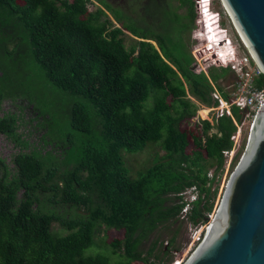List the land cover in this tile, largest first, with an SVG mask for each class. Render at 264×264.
I'll use <instances>...</instances> for the list:
<instances>
[{"label":"trees","instance_id":"1","mask_svg":"<svg viewBox=\"0 0 264 264\" xmlns=\"http://www.w3.org/2000/svg\"><path fill=\"white\" fill-rule=\"evenodd\" d=\"M134 1L0 0V110L4 98L34 102L45 127L42 141L51 145L30 148L20 139L17 115H0V134L18 147L12 173L0 158V264L148 262L154 246L143 254L140 243L159 223L180 221L178 193L191 186L197 198L188 220L195 226L207 221L217 190L212 184L235 125L227 115L200 119L197 131L180 123L195 116L197 103L217 104L209 80L228 99L219 79L229 70L193 71L181 43L173 54L168 38L133 25ZM179 1L186 15L173 10L174 21L186 29L194 21L193 0ZM166 3L146 0L142 9L158 14ZM50 86L57 91L46 92ZM39 93L50 96L37 105ZM231 110L240 122L242 112ZM58 115L69 126L59 161L53 154L58 141L47 138V126ZM150 147L163 154L154 150L149 164L133 175L123 152ZM45 201L82 213L65 217ZM54 222L65 233L53 229ZM101 226L122 229L123 235L108 243L101 239L109 251L90 252ZM176 235L161 245L164 252Z\"/></svg>","mask_w":264,"mask_h":264},{"label":"rangeland","instance_id":"2","mask_svg":"<svg viewBox=\"0 0 264 264\" xmlns=\"http://www.w3.org/2000/svg\"><path fill=\"white\" fill-rule=\"evenodd\" d=\"M145 1L146 0L134 1L133 9L131 12V16L134 18V22H132L133 25L141 29V31L144 34L148 35L151 33L154 34L158 33L168 38L167 45L173 54H175L177 51L174 44L181 43L183 45V51L184 50L188 51L193 58L194 56L192 53L195 48L194 47L195 42L194 39H192L191 37L190 31L194 26V21L192 24H190L189 28L187 26L186 29H183L182 26H180L174 21V16L172 12L174 10L179 15L184 16L186 15V7L179 6L180 4L179 0H167V3L161 7L158 14H154L150 10L143 11L142 5L143 3H145ZM162 1L166 2V0H162ZM209 1H210V9L213 11L220 12L221 23L227 24L225 26H227L228 34L232 36L233 42L235 43L240 42L236 32L234 31V28L232 27V25L229 23V21L226 19L224 15V8L220 0H209ZM93 8L94 7L92 5H89V9H93ZM193 10H194V20H195L198 18L195 0H193ZM182 20L185 21L187 24H189L188 18H184ZM124 33H125V37L129 39L136 38L132 33L128 31H124ZM152 43L157 48H159L158 42L156 40H154ZM207 71L208 69L206 68V73ZM232 80H233V74L228 72L224 77L219 79V82L222 86H225L230 82H232ZM41 90L43 91V88H41ZM48 91H57V90L52 86H50L46 92ZM39 94L40 96H38L36 99L37 105L38 102H43L46 99L48 100L50 96L49 94L46 95H42L41 93ZM63 100H64V96H61V98L57 100L58 104L59 105L62 104ZM197 104H198L197 110L199 112L208 113V109L205 108L206 107L205 105H203L204 107L202 106L200 107V104L199 103ZM3 113H13L17 115L19 122L18 133L21 134L20 139L27 140L30 145V148L35 147V148H41L42 150L51 148L50 144H46L45 142L42 141V134L45 133V127L44 125L39 124L41 118L34 108V102L32 101L30 102L23 97L16 99L4 98L1 102L0 115ZM196 115H197V111L195 116H193L192 118L181 121L180 128L197 131L198 130L197 119H202V118H200V116L196 118ZM211 116H212V112L207 115L210 121L212 119ZM204 119L208 120L207 118ZM251 122H252L251 119H247L243 122L241 128V143L237 147L234 158L228 165L224 163L222 170L218 172V175L213 181L212 187L213 188L217 187V190L213 200L212 208L210 212L207 214L208 219L204 223L209 224L211 222V218H213L214 216V213L220 202L221 195L225 187L226 181L229 177V174L234 168L236 164V160L239 159L245 147ZM47 128L50 135V136L47 135V138L48 139L55 138L58 141L59 145H57V147L54 148L53 154H54V159L59 161L62 157V154H60V150L61 147L66 143V135L67 132L69 131V126L65 118L62 115H58L54 120L51 121L50 127L47 126ZM188 140H189V144L187 145L186 150L190 151L192 148V141L190 136ZM17 150L18 147L15 146L11 140H9L3 134H0V158L4 160V163L8 166L11 173L14 171L12 157L17 152ZM154 150H157L158 155L163 154V150L157 149V147H153V148L150 147L149 149H146L143 152H136L132 154H125L126 152H123V156L125 158V164L133 175L137 174V170H140L149 164L150 160L153 157ZM210 171H212V169H210ZM20 195H21V191H19L18 197H20ZM44 204L45 206L54 207L55 211H57L58 213L62 214L65 217L66 216L73 217L82 213L81 210H78L67 204L50 205L46 201L44 202ZM52 226L53 229H55L56 231H61V233H65V231L61 230L62 228H60L58 223L54 222ZM174 233L177 234L174 244H171L169 245V247L165 248L166 252H164V248H163L164 244L166 243L167 240H169V238ZM122 235H123L122 229L105 228L104 226H101L100 232L96 237L98 244L97 246L91 248L89 251L90 252L105 251V250L109 251L111 247H109L108 245H104L103 241L105 240V242L108 243L112 239L121 238ZM154 240H155V244H154ZM198 244H199L198 242H194V243L190 242L189 226L187 224H184V222L174 221V220L161 222L146 238L142 240L139 246V250L142 251L143 254H145L146 251L149 250V248L154 246L153 254H151L148 257V262L133 261L130 264H174L176 262L178 264H183V262L188 258V256L192 253V251L195 249V247ZM161 245H163V247H161Z\"/></svg>","mask_w":264,"mask_h":264},{"label":"water","instance_id":"3","mask_svg":"<svg viewBox=\"0 0 264 264\" xmlns=\"http://www.w3.org/2000/svg\"><path fill=\"white\" fill-rule=\"evenodd\" d=\"M220 2L264 75V0ZM183 264H264V93L208 230Z\"/></svg>","mask_w":264,"mask_h":264},{"label":"built area","instance_id":"4","mask_svg":"<svg viewBox=\"0 0 264 264\" xmlns=\"http://www.w3.org/2000/svg\"><path fill=\"white\" fill-rule=\"evenodd\" d=\"M195 4L198 18L194 20V26L190 31L191 37L195 42V48L192 53L194 60H192L191 63L193 71H202L207 74L206 68L208 69L209 67L214 66L226 67L229 72L233 74L232 82L224 86V89L228 94V99L223 98L217 85L209 80L212 85L210 95L213 100L217 101V104L207 107V115L212 112L211 121L206 117L208 121L212 122L213 119L227 115L232 119L235 125V130L230 135V140L232 141L231 147L222 151L224 163L228 165L234 158L237 147L241 143V128L243 122L247 119H251L253 122V119L259 112V102L264 93L263 73L251 52L236 32L226 10L224 9V15L234 28L240 42H233L232 36L228 34L227 26H225L227 24L221 23L219 11H213L210 9L209 0H195ZM212 29L213 31H211ZM214 33H216V35H214ZM209 37L213 40L218 38L215 40V46H218L215 48L214 54H212L211 49L209 50L211 47L205 43V38L207 39ZM201 106L203 107L202 104H200V107ZM232 106L242 112V120L240 122H237L233 117L231 110ZM199 116L204 119L199 115L197 110L196 118ZM197 120L199 121L200 119ZM207 174L209 177L212 176L211 171ZM178 195L180 196L179 201L183 204L179 211L178 218L180 221L184 222V224L189 226L190 242L199 243L207 232L209 224L202 223L195 226L188 220L191 203L197 198L196 188L194 186L185 188L179 192ZM174 264L178 263L176 262Z\"/></svg>","mask_w":264,"mask_h":264},{"label":"bare ground","instance_id":"5","mask_svg":"<svg viewBox=\"0 0 264 264\" xmlns=\"http://www.w3.org/2000/svg\"><path fill=\"white\" fill-rule=\"evenodd\" d=\"M223 6V5H222ZM202 15V14H201ZM231 22H232V20H231ZM232 25L234 26V24H233V22H232ZM234 28H235V26H234ZM236 30V29H235ZM211 31H213V29L211 30ZM236 32L238 33V31L236 30ZM208 34H209V32H208ZM214 35H216V33H214ZM238 35H239V33H238ZM239 37H240V35H239ZM218 38H216L215 40H217ZM205 40H206V43L208 44V46L209 47H211L210 49L212 50V54H214L215 53V48L218 46H215V40H213L212 38H205ZM241 40H243V39H241ZM153 42V41H152ZM204 107V106H203ZM205 108H207V107H205ZM202 114V116L204 117V118H206L207 117V113H205V112H202L201 113ZM211 220H212V218H211Z\"/></svg>","mask_w":264,"mask_h":264}]
</instances>
